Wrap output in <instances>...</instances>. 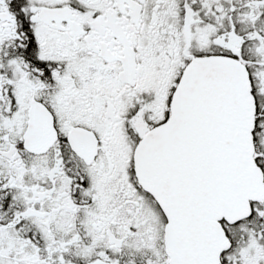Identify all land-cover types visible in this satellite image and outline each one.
I'll use <instances>...</instances> for the list:
<instances>
[{"label": "snow or ice", "instance_id": "snow-or-ice-1", "mask_svg": "<svg viewBox=\"0 0 264 264\" xmlns=\"http://www.w3.org/2000/svg\"><path fill=\"white\" fill-rule=\"evenodd\" d=\"M0 264H264V0H0Z\"/></svg>", "mask_w": 264, "mask_h": 264}]
</instances>
